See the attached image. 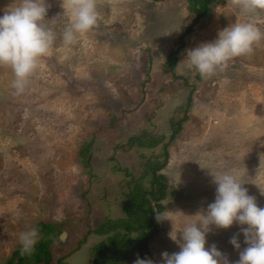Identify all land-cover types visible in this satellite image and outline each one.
Returning a JSON list of instances; mask_svg holds the SVG:
<instances>
[{
  "label": "rangeland",
  "instance_id": "1",
  "mask_svg": "<svg viewBox=\"0 0 264 264\" xmlns=\"http://www.w3.org/2000/svg\"><path fill=\"white\" fill-rule=\"evenodd\" d=\"M14 2L0 0V14ZM75 2L45 0L43 23L55 39L23 93L11 86V68L0 65V264L21 248L20 234L36 229L41 219L66 228L64 240L53 247L55 258L90 264V249L101 236L91 234L74 247L89 227L122 216L125 184L144 168L140 154L162 151L161 145L121 147L144 131L169 137L170 121L185 114L161 171L169 185L162 204L182 212L174 221L191 222L214 201L209 169L235 172L257 206L264 207V37L250 53L202 81L183 60L186 49L213 41L234 23H251L264 34V10L245 12L240 0L212 3L181 44L179 36L193 19L188 0H95L97 24L66 45L63 32ZM177 48L178 74L197 85L187 113L183 103L189 90L160 88L173 80L162 65ZM114 118L115 127L110 125ZM87 142L93 144L91 167L84 168L79 151ZM171 227L170 221L160 222L148 244L154 264H162V252L179 251V233L171 240ZM243 227L210 225L205 247L215 245L228 264H235L247 247ZM234 235L239 249L229 242ZM137 257L143 259L136 252L125 264Z\"/></svg>",
  "mask_w": 264,
  "mask_h": 264
},
{
  "label": "clouds",
  "instance_id": "2",
  "mask_svg": "<svg viewBox=\"0 0 264 264\" xmlns=\"http://www.w3.org/2000/svg\"><path fill=\"white\" fill-rule=\"evenodd\" d=\"M240 6L245 12L254 13L264 10V0H240ZM46 11L45 0H15L0 14V65L11 68L14 76L11 86L16 94L24 92L29 77L38 67L39 58L48 54L55 39L43 23ZM70 17V24L63 32L66 45L74 43L78 34L86 33L97 24L95 0H76L70 7ZM262 37L264 34L251 23L231 24L220 30L213 41L186 49L184 66L189 71L194 69L202 78L211 77L217 70L227 67L231 59L250 53L253 44ZM209 170L216 194L205 212L193 215L194 219L182 226L173 219L180 211L165 208L156 212L157 223L171 222L169 238L177 241L179 233L180 241L179 251L161 253L162 264H228L215 245L205 247L206 233L210 225L228 228L234 222L247 225L240 230L247 247L240 251L235 264H264V207L257 206L235 172ZM38 238L35 228L22 232L19 236L21 253L31 254ZM229 242L240 248L235 235ZM133 264L154 262L137 257Z\"/></svg>",
  "mask_w": 264,
  "mask_h": 264
},
{
  "label": "trees",
  "instance_id": "3",
  "mask_svg": "<svg viewBox=\"0 0 264 264\" xmlns=\"http://www.w3.org/2000/svg\"><path fill=\"white\" fill-rule=\"evenodd\" d=\"M220 2L222 0H188L187 8L193 14V19L187 31L179 36L178 42L183 44L186 33L191 31L192 27L209 13L211 4ZM178 51V48L172 50L162 65L164 71L170 74L173 80L160 88L167 91L169 89L175 91L180 88L189 90L187 99L183 103L184 111L187 113L193 103V94L197 85L190 81L189 76L178 74ZM195 79L202 81L204 78L196 73ZM143 85L144 83H141V86ZM186 120V114L182 118L171 120L169 137L164 134L157 137L156 134L144 131L139 135L132 136L123 144L121 149L124 150L133 147L154 149L161 145L162 151L151 156L140 154L145 160L144 168L139 177L131 178L125 184L126 189L122 191L124 196L122 216L118 218L107 217L103 223L98 224L95 228L89 227L74 247L79 249L91 234L101 236V239L96 240L90 249L92 255L90 264H125L130 256L136 252L143 259L150 258L151 253L148 244L159 231V223L155 219L156 212L164 211L165 207L162 203L169 193V185L161 171L169 162L170 144L182 132ZM110 125L116 126V118ZM167 138L168 140H166ZM92 145V142H87L79 151L80 163L84 168L91 167L89 157ZM118 147L120 148V146ZM36 229L40 238L32 253L22 254L21 248L16 249L13 256L5 264H67L65 256L55 258L53 252V247L60 244L59 235L66 229L63 223H53L41 219L37 222Z\"/></svg>",
  "mask_w": 264,
  "mask_h": 264
},
{
  "label": "water",
  "instance_id": "4",
  "mask_svg": "<svg viewBox=\"0 0 264 264\" xmlns=\"http://www.w3.org/2000/svg\"><path fill=\"white\" fill-rule=\"evenodd\" d=\"M65 237H66V232L65 231H62L61 234L59 235V238L61 240H64Z\"/></svg>",
  "mask_w": 264,
  "mask_h": 264
}]
</instances>
